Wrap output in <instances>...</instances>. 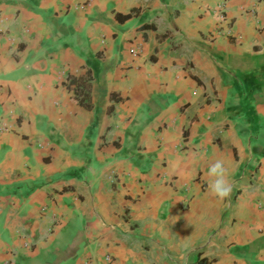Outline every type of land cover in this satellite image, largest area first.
I'll return each instance as SVG.
<instances>
[{
    "label": "crops",
    "instance_id": "obj_1",
    "mask_svg": "<svg viewBox=\"0 0 264 264\" xmlns=\"http://www.w3.org/2000/svg\"><path fill=\"white\" fill-rule=\"evenodd\" d=\"M197 255L264 264V0H0V264Z\"/></svg>",
    "mask_w": 264,
    "mask_h": 264
},
{
    "label": "clouds",
    "instance_id": "obj_2",
    "mask_svg": "<svg viewBox=\"0 0 264 264\" xmlns=\"http://www.w3.org/2000/svg\"><path fill=\"white\" fill-rule=\"evenodd\" d=\"M208 190L211 196L219 201L230 197L232 185L228 179L227 170L221 160L211 164L206 172Z\"/></svg>",
    "mask_w": 264,
    "mask_h": 264
},
{
    "label": "built area",
    "instance_id": "obj_3",
    "mask_svg": "<svg viewBox=\"0 0 264 264\" xmlns=\"http://www.w3.org/2000/svg\"><path fill=\"white\" fill-rule=\"evenodd\" d=\"M220 17H222V15H220ZM1 20H3V19H1ZM129 52H130L132 55L136 56L137 53L139 52V47H138V46L131 47V48L129 49ZM74 72H75V71H71V70H68V71H67V70H64V71H62L63 79L66 80V82H68L69 79H70V77L74 74ZM112 175H113V170H110L109 173H108V175H107V177H108L111 181H113V177H112ZM105 258H106V260H109V256H108V255H105Z\"/></svg>",
    "mask_w": 264,
    "mask_h": 264
},
{
    "label": "trees",
    "instance_id": "obj_4",
    "mask_svg": "<svg viewBox=\"0 0 264 264\" xmlns=\"http://www.w3.org/2000/svg\"><path fill=\"white\" fill-rule=\"evenodd\" d=\"M130 15V13H127L125 14V16H128ZM209 263V260L204 257V256H198L192 261V262H189L188 264H208Z\"/></svg>",
    "mask_w": 264,
    "mask_h": 264
}]
</instances>
